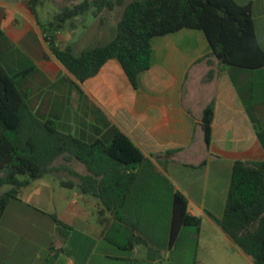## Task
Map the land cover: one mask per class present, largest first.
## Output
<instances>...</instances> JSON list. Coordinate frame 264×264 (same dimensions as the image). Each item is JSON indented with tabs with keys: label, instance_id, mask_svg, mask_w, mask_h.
I'll return each mask as SVG.
<instances>
[{
	"label": "crops",
	"instance_id": "0c3cea01",
	"mask_svg": "<svg viewBox=\"0 0 264 264\" xmlns=\"http://www.w3.org/2000/svg\"><path fill=\"white\" fill-rule=\"evenodd\" d=\"M34 1L0 0V61L24 102L39 121L87 143L108 144L118 130L145 160L131 168L104 160L95 175L68 154L58 157L52 166L61 170L19 189L1 216L0 264H12L19 251L32 264H168L186 231L203 264H254L214 217L224 215L235 162H264L256 125L264 121V67L220 64L202 31L183 29L152 38L151 67L137 87L116 59L80 83L52 54L47 35L80 56L108 43L104 16L117 26L129 2L99 12L88 0L90 9L58 24L85 0ZM246 1L239 5H251L255 24V1ZM255 32L264 50L256 24ZM210 105L207 145L202 119ZM176 193L201 225L182 227L172 245Z\"/></svg>",
	"mask_w": 264,
	"mask_h": 264
},
{
	"label": "trees",
	"instance_id": "16d2710c",
	"mask_svg": "<svg viewBox=\"0 0 264 264\" xmlns=\"http://www.w3.org/2000/svg\"><path fill=\"white\" fill-rule=\"evenodd\" d=\"M86 1L60 14L58 24L83 14L92 5L100 12L113 1L124 2L92 0L91 5ZM183 29L202 31L211 46L210 55L220 64L250 70L264 67V50L256 38L251 5H239L235 0H133L118 22L116 37L105 45L75 56L70 50H60L52 34L47 35V41L52 54L80 83L97 75L108 60L116 59L137 87L139 74L151 67L152 38ZM15 81L16 77L8 75L0 61V191L10 187L0 195V218L19 189L49 172L61 170L52 164L62 155L76 158L95 175L101 173L99 168L104 160L129 168L145 160L142 152L118 130L108 144L87 143L59 133L53 122L39 121L24 102ZM213 117L214 106L210 105L202 119L207 145L212 137ZM257 135L264 149V131L258 129ZM21 176L29 179L21 181ZM82 178L86 181V177ZM214 219L254 264H264V162H235L224 215ZM55 220L60 230H71ZM200 225L201 219L189 214L185 196L176 193L171 244L182 227L198 229Z\"/></svg>",
	"mask_w": 264,
	"mask_h": 264
},
{
	"label": "rangeland",
	"instance_id": "374dc122",
	"mask_svg": "<svg viewBox=\"0 0 264 264\" xmlns=\"http://www.w3.org/2000/svg\"><path fill=\"white\" fill-rule=\"evenodd\" d=\"M127 2H131L133 0H126ZM238 4L239 3H247L248 1L246 0H235ZM255 1V24H256V29H257V33H258V38L259 41L261 42L262 45H264V0H254ZM120 10V9H118ZM121 10L123 11L124 9L121 8ZM124 13V11H123ZM122 13V15H123ZM105 17V23L107 24V26L110 25L111 30L108 33V35L105 37V41L106 42H110V40H112V38H114L115 34H116V30H117V26L115 25V19H109V17L104 16ZM264 121L263 120H257L256 121V125L257 128L259 130H264L263 126H264ZM9 219V217L7 216L6 219L4 220V223L7 222V220ZM190 228L189 231L190 232H194L196 231V227L194 226H189ZM1 231V228H0ZM187 231L185 232L184 236L182 237L181 243L179 246H177L174 251L172 252V256L169 259L168 264H203L201 262V259H199L198 257V242L197 239L193 238H187ZM20 252L18 254L13 253L11 255L12 258V264H32L31 259H20L22 258V254L20 255ZM136 264H142L141 262ZM148 264V263H145Z\"/></svg>",
	"mask_w": 264,
	"mask_h": 264
}]
</instances>
